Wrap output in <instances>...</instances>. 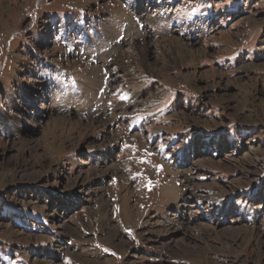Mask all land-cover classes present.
<instances>
[{
	"label": "rangeland",
	"instance_id": "1",
	"mask_svg": "<svg viewBox=\"0 0 264 264\" xmlns=\"http://www.w3.org/2000/svg\"><path fill=\"white\" fill-rule=\"evenodd\" d=\"M0 264H264V0H0Z\"/></svg>",
	"mask_w": 264,
	"mask_h": 264
},
{
	"label": "bare ground",
	"instance_id": "2",
	"mask_svg": "<svg viewBox=\"0 0 264 264\" xmlns=\"http://www.w3.org/2000/svg\"><path fill=\"white\" fill-rule=\"evenodd\" d=\"M127 17V16H126ZM126 19V18H125ZM254 20V19H253ZM258 23V22H257ZM253 24V23H252ZM116 28V27H115ZM171 38V37H170ZM96 41V40H95ZM172 42L174 43V47H176L177 49L179 48V52H182V58L185 59L186 61H194V59L196 58V56H202L203 53L201 54V52H198L195 54V51H194V46H191V45H188L186 43H183L181 42L180 40H172ZM150 46V45H149ZM149 46L147 45V47L145 48H142V54L144 56H147L149 54ZM151 47V46H150ZM191 47V48H190ZM197 52V51H196ZM166 63L165 64H168L169 61H167V59L165 60ZM137 63H140V61H138ZM142 64V63H141ZM166 67V66H165ZM136 72V71H135ZM96 74V73H95ZM96 76V75H95ZM100 78V77H98ZM96 82V81H95ZM95 82L93 84H95ZM90 83V82H89ZM92 85V84H91ZM93 86V85H92ZM97 86V85H96ZM95 87V86H94ZM90 89V88H89ZM96 89V88H95ZM98 89V88H97ZM91 90V89H90ZM137 137V136H136ZM79 180L78 181H82V179L79 177L78 178ZM186 180V179H185ZM83 184V183H82ZM165 195L169 198H176L177 197V192L174 188H167L165 190ZM175 218V217H174ZM114 237V234L111 233L108 235V239H113ZM90 263V262H89Z\"/></svg>",
	"mask_w": 264,
	"mask_h": 264
}]
</instances>
